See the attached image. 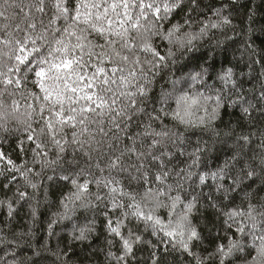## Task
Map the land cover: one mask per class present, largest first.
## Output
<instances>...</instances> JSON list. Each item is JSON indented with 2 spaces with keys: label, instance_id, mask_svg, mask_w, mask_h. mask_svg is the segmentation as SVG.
I'll use <instances>...</instances> for the list:
<instances>
[{
  "label": "snow or ice",
  "instance_id": "1",
  "mask_svg": "<svg viewBox=\"0 0 264 264\" xmlns=\"http://www.w3.org/2000/svg\"><path fill=\"white\" fill-rule=\"evenodd\" d=\"M13 7L0 0V21ZM20 12L14 31L0 24V128L15 118V151L31 157L17 164L0 142L12 193L0 264H77L98 211L104 264H264V0H28ZM17 92L23 111L2 99ZM57 186L68 190L49 202Z\"/></svg>",
  "mask_w": 264,
  "mask_h": 264
},
{
  "label": "trees",
  "instance_id": "2",
  "mask_svg": "<svg viewBox=\"0 0 264 264\" xmlns=\"http://www.w3.org/2000/svg\"><path fill=\"white\" fill-rule=\"evenodd\" d=\"M27 2H28V0H14L15 7L9 8V10L6 13V15L8 16V19L0 21V24H8L9 25V31H14L16 24H22L23 20H24V14L22 12L17 13V9L20 7L21 4H26ZM59 26L60 27L64 26L63 21L60 22ZM228 34L231 35V33H228ZM93 39H95V37H93ZM97 42L102 43V41H99V40ZM4 51H8V49L6 48V49H4ZM45 51H46V49H45ZM236 55H237V57H239L240 53H237ZM244 70L247 71V69H244ZM258 70L259 69H257V71ZM31 79L32 78L30 77L29 83L27 85V89L29 91H35V92L39 93V89L33 88L32 84H31ZM8 91L11 92V89H9ZM2 99L6 105H11L12 99H17L21 105V111L24 110V105H25L26 101H25V99L21 98L19 92H17L15 95H7L6 94ZM27 103H32L31 98H27ZM33 126L37 131H39V128H40L39 123H36ZM16 127H17V125L15 123V118H13L12 122H10L8 124V131L7 132H5V130L3 128H0V142L3 143L4 151L6 153H11L12 159L17 164H20L23 159H30L31 153L29 152L27 157H22L18 151H15V147H16V138L15 137L17 135V133L15 132ZM68 134L70 136V134H71L70 131L68 132ZM32 146H34V145H32ZM36 170L37 171L39 170L38 165L36 166ZM92 171H93V174L95 177L101 176V173L98 170H96L95 167H93ZM103 175L106 176L107 172H105ZM0 183H3L2 178H0ZM45 183H46V181H45ZM13 190H14V188H13ZM67 190H68L67 187L57 186V187L53 188V190L49 193V197H48L49 202L57 201L59 196L61 195V193L63 191H67ZM30 191H31V189H29V192ZM90 191L93 194L97 191L95 183H93V185L91 186ZM137 191L142 192L143 189L142 188L137 189ZM5 195L11 196L12 193L11 192L4 193L3 191H0V199H3L5 197ZM40 199L41 200L44 199L43 190H41ZM237 203H239V201H237ZM26 208H27V205L24 206V209L21 210V214L17 217V219L19 220V224L16 225V229L20 228L21 226H23L25 229L27 228V225L24 223L26 217L23 215ZM55 210H56L55 203L52 204L51 209H47L44 205H42V211L45 212L44 218H46L49 211H55ZM95 215L97 216V223L100 226V228H99L100 236L96 240L95 244L92 245L91 248H85L82 252L80 251L81 246L80 245L76 246V256H73L72 260L77 261V264H79L78 258H84L83 264H88L89 260L91 261V264H104V253L101 251V249L105 248L104 240L106 238V234L103 232V227H102L103 217L100 216L99 211L96 212ZM114 215L118 216L119 212H116ZM161 215L166 217V212L162 210ZM78 216H79L80 223H84V217L87 216L88 218H91L93 216V213L91 211H89L87 213L81 211V212H79ZM0 219H2V217H0ZM142 227H143V225H141V228ZM16 229H14V230H16ZM57 231H60V229L57 228ZM117 247H118V245H117ZM0 255H2V253H0ZM21 255H23V254H21Z\"/></svg>",
  "mask_w": 264,
  "mask_h": 264
}]
</instances>
